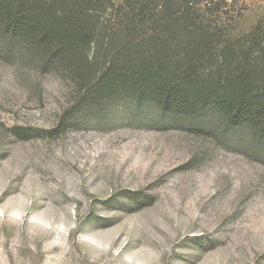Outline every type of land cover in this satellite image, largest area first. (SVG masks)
Masks as SVG:
<instances>
[{
    "label": "rangeland",
    "instance_id": "rangeland-1",
    "mask_svg": "<svg viewBox=\"0 0 264 264\" xmlns=\"http://www.w3.org/2000/svg\"><path fill=\"white\" fill-rule=\"evenodd\" d=\"M228 4L236 32L264 21V0ZM72 98L0 52V264H264V155L246 134L129 98L58 126Z\"/></svg>",
    "mask_w": 264,
    "mask_h": 264
},
{
    "label": "trees",
    "instance_id": "trees-1",
    "mask_svg": "<svg viewBox=\"0 0 264 264\" xmlns=\"http://www.w3.org/2000/svg\"><path fill=\"white\" fill-rule=\"evenodd\" d=\"M228 0H0V52L69 83L58 126L129 98L264 155V21L236 32ZM208 132V131H207Z\"/></svg>",
    "mask_w": 264,
    "mask_h": 264
}]
</instances>
